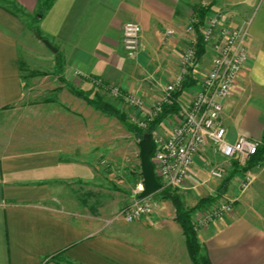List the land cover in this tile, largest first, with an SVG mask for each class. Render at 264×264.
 Returning <instances> with one entry per match:
<instances>
[{"label":"crops","instance_id":"obj_1","mask_svg":"<svg viewBox=\"0 0 264 264\" xmlns=\"http://www.w3.org/2000/svg\"><path fill=\"white\" fill-rule=\"evenodd\" d=\"M11 1L27 18L40 7V0ZM199 8L221 13L233 27L250 23L249 59L221 119L229 143L241 136L264 143V0H54L39 21L43 39L0 6V264H193L170 201L136 223L120 216L141 182L133 192L132 186L120 194L114 188L117 135L99 125L114 117L76 97L68 80L81 79L91 90L102 79L146 102L161 98L183 69L182 55L194 37L187 29ZM127 22L142 27L133 58L123 49ZM28 52L33 56L22 61ZM211 68L207 52L182 103ZM234 162L206 146L188 188L180 189L182 202L193 209L217 194ZM216 165L226 167L223 179L212 176ZM248 170L251 186L242 189L237 172L216 202L233 203V211L198 232L212 264H264V152Z\"/></svg>","mask_w":264,"mask_h":264},{"label":"built area","instance_id":"obj_2","mask_svg":"<svg viewBox=\"0 0 264 264\" xmlns=\"http://www.w3.org/2000/svg\"><path fill=\"white\" fill-rule=\"evenodd\" d=\"M250 23L239 27L227 25L221 13L209 14L200 33L212 59V68L207 72L198 89L194 91L187 104L179 101V112L170 115L168 130L155 129L152 137L153 164L157 178L164 188L187 189L188 177L197 156L206 146L225 159L238 162L241 168V188L247 189L253 183V177L247 170L248 163L264 145L262 141L241 136L235 143L226 140V128L222 123V113L225 101L231 96L232 90L240 77L243 67L249 59L246 42L250 35ZM187 32L194 35L189 47L181 58L183 67L179 75L163 89L161 98L149 109L147 119L139 128L147 130L164 111L165 105H173L174 95L183 90L191 75V68L197 61V46L199 42L194 24L188 26ZM173 33L172 31L169 32ZM142 38V27L136 22H127L123 27V49L130 58L135 57ZM84 78V77H83ZM113 97L126 104L144 107L145 101L123 88L106 83L102 79L94 81ZM173 121H176L172 123ZM164 123V122H163ZM162 123V125H163ZM227 173L226 167L216 165L211 174L217 179H223ZM143 184L139 185L137 197L120 211V216L127 223H134L149 215L156 209V204L150 198L140 199ZM216 204V203H215ZM212 205L209 213L194 220L195 230L206 228L216 219L233 211V203L225 202Z\"/></svg>","mask_w":264,"mask_h":264},{"label":"trees","instance_id":"obj_3","mask_svg":"<svg viewBox=\"0 0 264 264\" xmlns=\"http://www.w3.org/2000/svg\"><path fill=\"white\" fill-rule=\"evenodd\" d=\"M53 2L54 0H40V7L35 17L38 22L40 21V19L44 17L45 12L51 8ZM0 6L15 16H18V17L25 16V12L18 9L15 3L11 0H0ZM208 14H209V11L204 8H199L195 11V16L197 18L193 24H194L196 33L199 38V42L197 46V61L196 62L201 61L202 58L207 53L206 47L204 45V42H203V39L200 33V27L204 24L205 19L208 16ZM32 29L39 39H43L38 27L34 26ZM58 63L60 67L62 62L59 60ZM192 71L193 69L191 70V72ZM36 74L44 75V73H36ZM190 81H193L192 76H190L188 80L186 81L183 90L186 87H189L191 85L189 83ZM71 91L76 97L85 100L87 104L92 106L95 110L100 111L103 114H106L108 116L114 117L117 120H119L122 124H124L127 127V129L134 135V137L138 141L142 139V137L147 133L152 135L157 125L161 123L160 121H163V119L168 117L170 114H174L175 112H177V110L179 111L180 109L179 101H180V96L182 94V91L177 92L174 95V98L176 99L177 102H175L173 105H165L162 115H160L153 123H151L150 127L147 130H143L137 127L136 125L128 122L127 116L124 112L120 111L115 106L111 105L110 103L104 101L101 97L99 96L90 97V96L85 95L83 92L75 90L73 88H71ZM263 152H264V146L262 147V149L258 151V153L248 163V166L246 168L247 170L261 160ZM152 158H153V154L151 155V159ZM233 169H234L233 175L236 174L237 172H241V168L238 162L233 163ZM233 175L230 176L222 184L217 194L212 195L206 199H202L197 204V206L194 207L193 209H186L182 202L180 195H178L174 190H172V188H164V190L161 191L163 200L170 201L176 210V221L180 224V226L183 229V232L186 238V245H187L189 255H190V258L193 264H212L209 257L206 254H203L202 252V249L199 243L198 232L195 230L193 214L210 205H214L219 199H221L224 196L226 188L229 185L230 181L232 180ZM158 180L160 181L159 178ZM57 261L59 263H62V260H57Z\"/></svg>","mask_w":264,"mask_h":264},{"label":"rangeland","instance_id":"obj_4","mask_svg":"<svg viewBox=\"0 0 264 264\" xmlns=\"http://www.w3.org/2000/svg\"><path fill=\"white\" fill-rule=\"evenodd\" d=\"M32 17L27 18L26 16H22V18H24L25 22H27L29 24L30 29L33 28L34 26H37V27L39 26V22L35 18L36 14ZM31 52H28V54L25 53L23 55L22 61H25V60L27 61L28 55H29V57L33 56L34 53H31ZM199 62L200 61L195 63V65H194L195 69H193V70H198L196 68H197ZM38 66H39V64H38ZM38 68L48 69L49 67H48V65L42 64ZM60 69H63L62 63H61ZM199 70H200L199 71L200 74H204L203 73L205 71L204 69H199ZM68 81H69L70 88L81 91L85 95L90 96V97L99 96L104 101H106L110 104L112 103L111 105L114 104L117 109H119L120 111H122L126 114L128 122L136 125L137 127H139V125L141 123L146 121L149 109H152L153 105L158 101V99H155L154 101L146 102V100L144 98L140 97L141 99H143L145 101V106L144 107H136V106H133L130 104H126L122 100L113 97L108 92H105V90L102 87H100L99 85H97L95 82H93L94 89L92 88L91 90H87V89H84L82 87V84H84L85 81H82L81 79L80 80L76 79V81H73V80H68ZM178 112L179 111L177 110V112H175L174 114L179 115ZM170 115H173V114H170ZM170 115L168 117H166L165 119H163V121H160L161 123H159V125H157L156 128L162 129L163 127H165L163 129L168 130L169 123L167 124L166 122L170 121V120H168L170 118ZM110 121L105 120V118L103 117V118H101V122L99 123V125H101V130H103V131L106 130L107 132H109V130H111L112 137H113V135H114L113 133L115 131H116L115 133L117 135V139H116L117 140L116 141L117 153H116V158H115L116 161H114L112 169H111V170H114L117 172V182L112 181V183H115L114 188L119 192V194H120V192L123 193V190L130 189V186H132V189H131L132 192L136 191L138 184L140 182L143 183V178L141 176V159H140L139 141L127 129V127L124 124H122L119 120L113 118V120L111 121V123H112L111 125L109 124ZM174 122H176V121H173L172 123H174ZM162 123H163V125H162ZM95 125H96V122H95ZM103 140H104V141H102L103 144L108 145V142L105 141V140L108 141V138L106 139V137H105V138H103ZM111 144H112V146H114L113 138H112ZM131 180L134 182H131ZM112 189H113V187H112ZM172 190H174L181 197V194L179 193L181 191L180 189L172 188ZM125 194H126V192H124V195ZM133 195H134V197H133L132 201H134L136 199V196H137V195L135 196L134 192H133ZM150 201L155 203L156 206L158 207L160 205V202L164 201L161 192L150 197ZM183 203H184V206L186 209L191 208V205H189L187 202H183ZM215 205H217V204H215ZM211 208H212V205L206 207L205 211L200 210V211L195 212L193 214V219L196 221L200 218V216H203L206 213L208 214L209 211L211 210ZM136 222H134V223H136Z\"/></svg>","mask_w":264,"mask_h":264},{"label":"water","instance_id":"obj_5","mask_svg":"<svg viewBox=\"0 0 264 264\" xmlns=\"http://www.w3.org/2000/svg\"><path fill=\"white\" fill-rule=\"evenodd\" d=\"M45 45L54 52L57 49L48 41L43 40ZM140 159H141V176L143 178V190L139 198L146 199L164 190L163 184L158 180L151 155L153 152L152 137L149 133L145 134L139 140Z\"/></svg>","mask_w":264,"mask_h":264}]
</instances>
